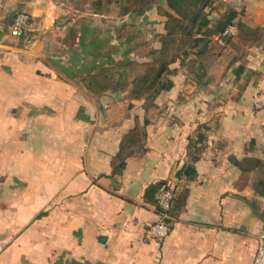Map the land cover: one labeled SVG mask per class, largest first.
<instances>
[{
	"label": "crops",
	"instance_id": "0c3cea01",
	"mask_svg": "<svg viewBox=\"0 0 264 264\" xmlns=\"http://www.w3.org/2000/svg\"><path fill=\"white\" fill-rule=\"evenodd\" d=\"M20 11L30 29L13 38ZM62 13L55 0H0V264H253L264 0H213L208 28L231 19L238 37L185 48L144 85L162 24L134 46L132 71L92 18L65 25ZM168 187L169 233L151 240Z\"/></svg>",
	"mask_w": 264,
	"mask_h": 264
},
{
	"label": "rangeland",
	"instance_id": "374dc122",
	"mask_svg": "<svg viewBox=\"0 0 264 264\" xmlns=\"http://www.w3.org/2000/svg\"><path fill=\"white\" fill-rule=\"evenodd\" d=\"M55 1L63 12V15L59 20L64 22L65 25L69 24L71 19L77 20L79 17H82L83 19L92 18L91 20L94 22L95 31L97 30L98 32H103L102 34L104 35V43L109 48L111 47V49L114 48V46L116 48L120 45L122 51H125L126 55L124 59L126 62H128L127 68L131 69L132 71H134V65H136V61L133 57L134 46L144 43L145 33L150 32V30H155V28H158L159 25H163L165 18L163 16V10H167L163 7L165 5V0H154L147 3L138 2L139 4H135V2L129 0L127 3H123V5L111 2L107 5L99 7L92 4V1L96 2L97 0ZM105 2L110 1L105 0ZM153 32L154 31H152V33ZM106 38L109 40V42L106 40ZM112 43L114 45H112ZM158 58L159 55H157L156 60Z\"/></svg>",
	"mask_w": 264,
	"mask_h": 264
},
{
	"label": "trees",
	"instance_id": "16d2710c",
	"mask_svg": "<svg viewBox=\"0 0 264 264\" xmlns=\"http://www.w3.org/2000/svg\"><path fill=\"white\" fill-rule=\"evenodd\" d=\"M107 1L110 2L97 0L96 2L92 1V4L98 7L107 5L111 2L123 5V3H127L129 0ZM132 1L135 2V4H139L138 2L147 3L154 0ZM212 1L213 0H166L168 9L163 10V16L165 17L163 22L164 33L160 37L161 46L158 51L159 58L153 61L151 65L147 66L141 77L143 85L149 78L155 81L160 79L164 73H167L169 64L179 59V55L183 53L185 48L196 47V45L201 43L205 49L211 41L212 36H215L228 24L232 23L231 19H228L224 23L221 22L217 24L214 29L208 28V19L205 14V9L211 5ZM160 89H167V87L161 86Z\"/></svg>",
	"mask_w": 264,
	"mask_h": 264
},
{
	"label": "built area",
	"instance_id": "2783aa9c",
	"mask_svg": "<svg viewBox=\"0 0 264 264\" xmlns=\"http://www.w3.org/2000/svg\"><path fill=\"white\" fill-rule=\"evenodd\" d=\"M31 14L18 12L14 15L8 34L13 38H22L30 29ZM238 34V27L235 22L228 24L222 31L213 36L214 43L224 48L228 41ZM175 199L173 187L164 188L160 191L157 198V205L160 211V218L157 222L147 226V236L151 240L162 241L169 233L167 222L168 213ZM253 264H264V225L262 226L257 238V247Z\"/></svg>",
	"mask_w": 264,
	"mask_h": 264
},
{
	"label": "water",
	"instance_id": "95a60500",
	"mask_svg": "<svg viewBox=\"0 0 264 264\" xmlns=\"http://www.w3.org/2000/svg\"><path fill=\"white\" fill-rule=\"evenodd\" d=\"M164 8L168 9V6H167V3H166V0H165V5L163 6Z\"/></svg>",
	"mask_w": 264,
	"mask_h": 264
}]
</instances>
